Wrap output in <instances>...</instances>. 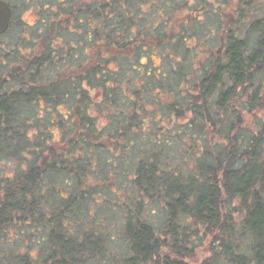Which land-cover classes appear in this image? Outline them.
I'll return each instance as SVG.
<instances>
[{"label":"trees","instance_id":"obj_1","mask_svg":"<svg viewBox=\"0 0 264 264\" xmlns=\"http://www.w3.org/2000/svg\"><path fill=\"white\" fill-rule=\"evenodd\" d=\"M48 1L0 62V264H264V0Z\"/></svg>","mask_w":264,"mask_h":264},{"label":"rangeland","instance_id":"obj_2","mask_svg":"<svg viewBox=\"0 0 264 264\" xmlns=\"http://www.w3.org/2000/svg\"><path fill=\"white\" fill-rule=\"evenodd\" d=\"M6 1L12 3L13 7L15 6V11H16V14H18L19 18L17 19V21H15V24L5 34L0 35V62L1 63H4L6 61L5 53L13 52L12 48L14 49V47H17L20 45L22 46L24 42H26V45L21 47L22 49L21 53L28 52L29 44L30 46L32 45L31 41H34V39L36 38V35H38L39 32L42 30V28L40 27V19L44 18V14L41 13L40 4H44V5L49 4L48 0H39L38 2H34V0H31L27 5H25V2L27 0H6ZM23 9H25L26 11H24ZM20 38H22V42ZM1 48H4L5 51L3 52ZM152 60L155 65H160L161 63L158 55H153ZM141 61L143 63L146 62V60L144 59H141ZM4 65H6V63H4ZM38 116L41 117L42 115L38 114ZM161 119H162L161 121L162 126L170 127L169 126L170 124L169 122L166 121V118H161ZM55 133L57 135L56 137H58L59 136L58 130H55ZM141 141L142 140L139 138L135 140V142H141ZM141 147H144V146L141 145ZM179 152H180V148L178 151L173 146H171V147L166 148L165 153L168 156L170 154L172 158H175V157H180ZM23 166L21 164H18L13 159H6L3 156H1L0 158V187L2 188V186H4L7 183L6 180L8 178H13L14 174L16 176L17 173L21 172L23 169ZM2 193H3V190L1 189L0 195H2ZM153 210L154 209H151L150 212H152ZM158 216L159 214L152 215V219H153L152 221L155 223H158ZM18 231L20 232V230ZM8 232L11 235V236H8L7 238L9 239L8 240L9 242L18 243V245L20 246L19 248L21 250H26L27 247L30 246L31 253H33V256H36L38 254V249L36 245L28 241L29 240L28 235L23 234V235H20L19 237L17 236V239H15L14 241L13 235L16 232H13L12 230H9ZM31 238L37 239V236L34 235ZM9 244L10 243H7V246ZM7 246L2 245L1 248L4 249ZM206 252H207V246L202 247L201 249H198L195 252V255L193 256L194 257L193 260L190 262H192L193 264H198L199 262H201L202 260L208 257Z\"/></svg>","mask_w":264,"mask_h":264},{"label":"water","instance_id":"obj_3","mask_svg":"<svg viewBox=\"0 0 264 264\" xmlns=\"http://www.w3.org/2000/svg\"><path fill=\"white\" fill-rule=\"evenodd\" d=\"M12 11L9 3L5 0H0V35L5 34L10 25Z\"/></svg>","mask_w":264,"mask_h":264},{"label":"flooded vegetation","instance_id":"obj_4","mask_svg":"<svg viewBox=\"0 0 264 264\" xmlns=\"http://www.w3.org/2000/svg\"><path fill=\"white\" fill-rule=\"evenodd\" d=\"M9 28V27H8Z\"/></svg>","mask_w":264,"mask_h":264}]
</instances>
